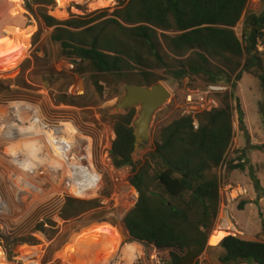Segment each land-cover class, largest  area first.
Instances as JSON below:
<instances>
[{"label": "trees", "instance_id": "trees-1", "mask_svg": "<svg viewBox=\"0 0 264 264\" xmlns=\"http://www.w3.org/2000/svg\"><path fill=\"white\" fill-rule=\"evenodd\" d=\"M22 5V0H18ZM249 0H126L118 1L112 13L105 10L93 19L58 21L46 12L39 15L46 28L53 29L50 41L59 45L60 57L74 65V72L85 75L102 90L101 80L121 78L131 85L136 76L139 86L152 87L164 79L200 81L193 87L220 85L232 92L219 97L217 109L197 117L195 129L190 117H180L161 130L159 141L134 163L132 121L137 110L126 116H112L115 140L110 157L115 169L131 168L130 184L137 192V204L123 219L124 230L133 242L159 254L165 264H197L209 250L220 209V180L214 173L225 164L234 138L235 111L239 128L244 130V114L239 104H231L236 83L244 74L255 75L263 94L258 115L264 125V54L258 45L264 40V9L246 12ZM55 7V0H27L26 8ZM244 18L242 40L235 28ZM101 20V21H100ZM100 21V22H99ZM168 51L172 55L164 56ZM20 49L6 46L0 54V68L16 65ZM169 59V60H168ZM62 98L63 103H71ZM264 151V144L255 147ZM239 153V152H238ZM228 172H244L248 160L243 154L229 161ZM255 188L260 181L251 172ZM245 203L240 205L244 209ZM100 201L68 198L60 219L80 218ZM51 228L55 224L48 221ZM41 223L30 238H48L52 229ZM218 245V264H264V243L239 237H226ZM226 237V238H225ZM8 260L0 249V264Z\"/></svg>", "mask_w": 264, "mask_h": 264}, {"label": "rangeland", "instance_id": "rangeland-1", "mask_svg": "<svg viewBox=\"0 0 264 264\" xmlns=\"http://www.w3.org/2000/svg\"><path fill=\"white\" fill-rule=\"evenodd\" d=\"M5 1L4 16L0 17V54L6 46L12 45L14 49H20L22 58L16 65L0 68V106L8 101H27L36 105L40 115L50 122L64 120L73 123L84 135L92 138L93 157L102 173V187L96 197H79L80 193H77L78 197L55 195L38 208L23 207L20 215H11V221L16 219L11 227H0V249L8 260L7 264H165L153 249L130 239L122 240L117 231L120 214L115 207L121 191L138 197L129 182L131 168L115 169L104 159L105 150L111 149L113 142L114 121L110 111L124 93L123 84L128 83L108 76L100 82L102 90L96 89L87 76L75 73L74 65L60 57L59 45L50 41L53 29L46 28L39 18L46 12L61 22L81 17L93 19L101 17L105 10L112 13L119 8L118 1L126 0H55L53 8L35 6L34 14L27 11V0H22L21 6L18 0ZM112 2V6L106 7ZM263 9L264 0H249L246 12L259 14ZM243 21L244 18L235 28L241 40ZM258 51L264 54V40L259 43ZM166 54L172 55L164 51L163 55ZM156 73L164 79L160 83L169 90L171 99L154 119L151 129L153 148L160 139L161 130L181 117L180 106L185 93L199 88L193 85L200 84V81L188 78L173 80L164 71ZM132 78L131 85L142 83L136 76ZM236 85L231 104L235 110L237 104L240 105L244 130L239 128V115L235 111L232 145L225 164L214 173L220 180L223 212L228 213L241 233L237 237L264 243V151L255 148L264 144V125L258 115L263 94L255 75L244 74ZM78 88L83 89L82 94H76ZM62 98L71 103H62ZM243 154L248 160L246 170L228 172V162ZM145 155L137 163L143 162ZM251 172L260 181L263 192L255 188ZM228 184L242 187L246 191L244 196L227 202L225 187ZM68 198L85 202L99 200L100 207L90 209L78 219L62 221L60 215ZM242 203H245L244 209H240ZM48 221L55 227L51 228ZM41 223H48L44 228L52 229L54 233L47 230L48 238L38 237L35 245L30 238ZM216 225L208 241L209 250L197 264H218L222 253L218 245L225 235L233 236L228 231H220Z\"/></svg>", "mask_w": 264, "mask_h": 264}, {"label": "built area", "instance_id": "built-area-1", "mask_svg": "<svg viewBox=\"0 0 264 264\" xmlns=\"http://www.w3.org/2000/svg\"><path fill=\"white\" fill-rule=\"evenodd\" d=\"M230 92L231 87L220 85L190 89L183 97L180 115L190 117L197 128V117L217 109L219 97ZM82 93L78 88L76 94ZM109 151L105 150L104 159L113 165ZM101 181L92 138L76 125L64 120L50 122L27 101H8L0 106V227L9 229L16 220L11 221V215L17 217L23 207L38 208L55 195L96 197ZM245 192L240 186L228 184L226 201L238 200ZM223 207L220 203L216 227L237 237L241 233Z\"/></svg>", "mask_w": 264, "mask_h": 264}, {"label": "water", "instance_id": "water-1", "mask_svg": "<svg viewBox=\"0 0 264 264\" xmlns=\"http://www.w3.org/2000/svg\"><path fill=\"white\" fill-rule=\"evenodd\" d=\"M124 93L116 106L110 111L112 116H126L133 109H138L132 121L135 146L132 160L137 163L143 154L152 150L151 129L156 115L163 110L171 99V93L162 84L152 87L123 84ZM137 198L127 191H121L117 201L116 210L120 214L117 231L122 240L130 239L124 230L123 219L135 207Z\"/></svg>", "mask_w": 264, "mask_h": 264}, {"label": "bare ground", "instance_id": "bare-ground-1", "mask_svg": "<svg viewBox=\"0 0 264 264\" xmlns=\"http://www.w3.org/2000/svg\"><path fill=\"white\" fill-rule=\"evenodd\" d=\"M5 0H1L0 1V17L1 16H4V11H5V8L7 6V3L5 4ZM171 114V113H170ZM57 154H61V152L59 150L56 151ZM87 154H89V152H87ZM89 157V156H88ZM29 208V207H28Z\"/></svg>", "mask_w": 264, "mask_h": 264}, {"label": "clouds", "instance_id": "clouds-1", "mask_svg": "<svg viewBox=\"0 0 264 264\" xmlns=\"http://www.w3.org/2000/svg\"><path fill=\"white\" fill-rule=\"evenodd\" d=\"M231 92H232V88H231ZM231 92H230V94H231ZM198 128V127H197ZM197 128H195V129H197ZM114 131V130H113ZM114 135H115V132H114ZM116 137V136H115ZM115 140V138L113 139V141ZM113 143V142H112ZM112 147V146H111ZM111 150V149H110ZM109 154H110V151H109ZM233 237V236H232ZM206 253V252H205Z\"/></svg>", "mask_w": 264, "mask_h": 264}, {"label": "crops", "instance_id": "crops-1", "mask_svg": "<svg viewBox=\"0 0 264 264\" xmlns=\"http://www.w3.org/2000/svg\"><path fill=\"white\" fill-rule=\"evenodd\" d=\"M109 1H111V0H109ZM112 4H113V2H112L111 4H108L106 7L112 6ZM106 7H105V8H106Z\"/></svg>", "mask_w": 264, "mask_h": 264}]
</instances>
